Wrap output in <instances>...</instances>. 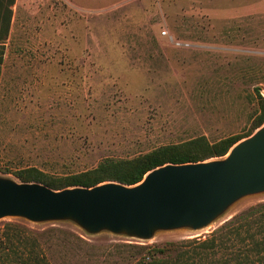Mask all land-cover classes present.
Masks as SVG:
<instances>
[{"label":"rangeland","instance_id":"374dc122","mask_svg":"<svg viewBox=\"0 0 264 264\" xmlns=\"http://www.w3.org/2000/svg\"><path fill=\"white\" fill-rule=\"evenodd\" d=\"M12 9L0 43L1 177L21 182L32 167L61 177L202 134L216 141L250 131L259 113L264 0H15ZM263 201L264 191L248 194L206 227L146 240L90 234L71 219L5 216L0 226L59 229L39 238L47 264H139V246L204 239Z\"/></svg>","mask_w":264,"mask_h":264},{"label":"water","instance_id":"95a60500","mask_svg":"<svg viewBox=\"0 0 264 264\" xmlns=\"http://www.w3.org/2000/svg\"><path fill=\"white\" fill-rule=\"evenodd\" d=\"M264 191V125L223 159L165 164L135 185L108 181L56 190L0 176V218L71 219L90 234L150 239L158 230L211 224L241 197Z\"/></svg>","mask_w":264,"mask_h":264},{"label":"trees","instance_id":"16d2710c","mask_svg":"<svg viewBox=\"0 0 264 264\" xmlns=\"http://www.w3.org/2000/svg\"><path fill=\"white\" fill-rule=\"evenodd\" d=\"M14 2L0 0V43L8 38ZM1 63L2 55L0 74ZM255 91L259 98V113L246 133L224 136L216 141L202 134L156 147L132 158L104 159L95 168L61 177H52L35 167L20 171L17 176L23 182H40L56 190L93 187L108 181L135 185L142 182L148 172L165 164L225 156L235 144L264 124L261 87H255ZM57 230L37 232L15 222L4 223L0 226V264H47L46 250L39 238ZM139 249V264H264V201L234 215L204 239L170 241L153 247L139 246Z\"/></svg>","mask_w":264,"mask_h":264}]
</instances>
